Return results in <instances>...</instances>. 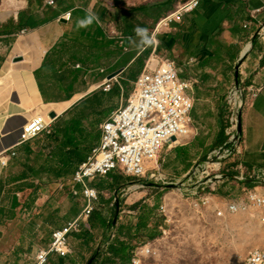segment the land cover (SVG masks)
Masks as SVG:
<instances>
[{
    "label": "crops",
    "instance_id": "crops-1",
    "mask_svg": "<svg viewBox=\"0 0 264 264\" xmlns=\"http://www.w3.org/2000/svg\"><path fill=\"white\" fill-rule=\"evenodd\" d=\"M50 1L0 0V158L17 153L9 167L0 163V264H36L54 231L80 216L86 206L81 185L72 186V192L75 188L84 198L81 210L67 209L66 220L58 225L55 198L38 196V191L43 184L55 187L74 177L100 144L99 126L127 104L151 57L173 61L181 79L193 82L188 92L194 103L191 135L166 147L164 157L161 152V176L169 183L184 182L185 193L197 190V200H208L205 205H247L238 216L260 220L264 210L250 204L248 193L264 194V182L251 178L264 177V41L258 36L264 25V0H199L194 12L160 29L162 20L191 0ZM238 67L241 89L257 91L245 99L238 152L222 162L221 181L199 178L193 188L187 178L197 162H207L213 151L229 143L227 106ZM106 83L109 91L102 89ZM84 110V126L96 125L98 130L89 155L78 163L71 164L67 150L58 152L54 136L42 135L44 139L18 146L24 127L36 116L58 114L56 133L60 124ZM143 180L113 171L88 181L87 187L99 198L96 209L84 229L70 235L73 252L52 253L47 264H87L95 254L92 264H108V259L122 264L110 255L109 247L132 243L143 217L130 224L132 218H123L119 211L113 225L116 213L113 219L109 212L120 192L144 185ZM259 247L264 242L250 248Z\"/></svg>",
    "mask_w": 264,
    "mask_h": 264
},
{
    "label": "built area",
    "instance_id": "built-area-1",
    "mask_svg": "<svg viewBox=\"0 0 264 264\" xmlns=\"http://www.w3.org/2000/svg\"><path fill=\"white\" fill-rule=\"evenodd\" d=\"M50 3L53 4L54 0H51ZM198 6L199 0H191L183 4L174 13L162 20L158 29L168 27L177 16L192 13ZM66 16L70 18L71 13ZM258 36L260 40L264 41V25ZM192 87V81L181 79L180 71L173 61L157 57H151L148 60L144 72L135 83L134 92L129 97L127 104L111 114L99 126L101 133L99 146L92 150L86 162L79 167L73 177V184L83 187L82 194L86 202L84 210L76 220L69 222L62 229L54 231L49 247L42 249L37 255L36 264H47L52 253L66 256L73 252L70 235L84 229L88 218L96 209L94 202L98 200L97 192L87 187L88 181L96 177H105L113 171L123 169L126 176L137 180L148 179L163 185L172 184L166 182L161 176L158 158L166 147L181 143L191 135L190 116L194 103L188 92ZM102 89L109 91L110 84H104ZM234 91L241 92L242 89L234 88L230 92L228 98L230 106H232L231 94ZM248 91L254 92V95L257 93L253 88L248 89ZM237 120L235 118V121H232L236 123ZM54 122L55 120L51 117L49 121L44 115L36 116L24 127L18 146L29 143L42 135L52 134ZM173 138H176L177 141L173 142ZM236 144L233 146V151L227 155H232L236 149H239V146L235 147ZM16 156L17 153L12 152L11 156L1 157V165L9 167L10 158ZM213 158L211 157L212 160H216L213 163L219 164L220 169L222 161L220 159L222 158L219 159L215 155ZM151 162H155L154 168L150 166ZM206 174L210 177L209 173ZM221 178L223 179L222 175L216 176L218 180ZM251 178L264 182V177L251 176ZM187 181H192V177L189 176ZM182 186H185V183ZM138 187L142 188L144 185L133 186L129 191ZM73 193L79 195L75 188H73ZM198 194L197 190L187 189L186 195L188 196L197 197ZM248 200L252 206L264 210V194L251 191L248 193ZM208 203V200L204 201V204ZM161 209L167 216L165 208L162 207ZM247 209V205L232 204L229 206V211L232 214ZM151 253L152 248L149 243L137 245L133 250L131 264H143V258ZM238 264H264V247L256 248Z\"/></svg>",
    "mask_w": 264,
    "mask_h": 264
},
{
    "label": "rangeland",
    "instance_id": "rangeland-1",
    "mask_svg": "<svg viewBox=\"0 0 264 264\" xmlns=\"http://www.w3.org/2000/svg\"><path fill=\"white\" fill-rule=\"evenodd\" d=\"M240 93L242 105L238 107L234 99L232 106L229 105V102L227 106V132H229V143L231 144L233 142L230 140L238 131V120L236 123L233 121L235 118L238 119L239 112H242L245 107V99L252 92L242 89ZM55 126L56 122L53 124L54 129ZM97 127L96 125L91 126V124L85 126L87 130H92V128L98 130ZM42 138L45 137L42 136ZM167 149L165 148V150ZM165 150L162 152V157H164ZM218 150L212 152V158ZM237 152L236 149L232 155H225L221 157L222 159L219 157L222 160L221 163L230 160ZM215 161L208 158L205 163L202 162V159L197 162L190 174L192 177V184H190L193 188L196 187L199 178H202L203 181L216 180L223 163L220 169H216L210 166L217 164L213 163ZM151 163L150 166L154 168L155 162ZM74 169L75 167L70 172L73 173ZM117 171L124 174L123 169ZM72 173H70L71 176ZM206 173H209L210 177ZM219 175L223 174L219 172ZM221 180L217 179L216 181ZM141 183L144 184L143 188L133 189L130 192L122 191L117 198L120 204L119 211L124 212L123 215L121 213L123 218H132L129 221L130 224H137L142 217H145L147 222L149 221L146 229L143 227L131 235L133 244L149 243L152 248V253L143 258V264H238L252 252L253 249L250 248L252 245L264 242L263 213L259 214L260 220L257 222L251 219L249 221L240 218L239 213L231 214L228 210L229 207L223 208L213 203L205 205L202 200L186 195V188H182V186L163 190L160 186L163 184L154 181L145 179ZM54 185L55 187H49L48 184H43V190L38 191L37 195L55 198L56 212L58 213L56 225H58L63 224L66 220L67 209L70 210V213L81 210L84 198L82 195H75L72 192L73 176ZM161 206L165 208L167 216L162 212ZM115 211L116 207L114 206L111 213L109 212L110 218L114 217ZM252 212L250 214L255 216L256 214Z\"/></svg>",
    "mask_w": 264,
    "mask_h": 264
},
{
    "label": "trees",
    "instance_id": "trees-1",
    "mask_svg": "<svg viewBox=\"0 0 264 264\" xmlns=\"http://www.w3.org/2000/svg\"><path fill=\"white\" fill-rule=\"evenodd\" d=\"M72 118L73 119L70 121L60 124L61 126L57 127L56 133L54 131L47 137L54 136L53 138L56 143H58V152H62L63 149L67 150L70 154V159L72 160L71 164L74 165L81 161L84 158V154L89 151L95 139L96 129L92 128V130H87L85 128L83 120L86 119V110L73 114ZM83 142H85V146H81ZM143 226L147 227L145 217L141 219L139 229L141 230ZM151 236H153V234H151ZM141 243H112L109 247V252L112 257H119L122 264H129L128 262L132 254V250ZM108 264H114V260L108 259Z\"/></svg>",
    "mask_w": 264,
    "mask_h": 264
},
{
    "label": "water",
    "instance_id": "water-1",
    "mask_svg": "<svg viewBox=\"0 0 264 264\" xmlns=\"http://www.w3.org/2000/svg\"><path fill=\"white\" fill-rule=\"evenodd\" d=\"M19 59H17V61H18ZM237 73H236V80H237V82H236V89H241V87H240V73H239V67L237 68V71H236ZM116 74H113L110 78H112V77H114ZM51 117L53 118V119H57L59 116H58V114H56V113H52L51 114ZM242 112H239V115H238V131H237V133L233 136V139L232 140H230L231 142L234 140V139H236V138H238V140L240 139V135H241V133H242V123H241V121H242ZM172 141L173 142H176L177 140H176V138H173L172 139ZM231 145V143H228L225 147H223V148H221L220 150H218L219 151V153H224V150H226V148H228L229 146ZM235 147H238V144H236V146ZM183 185V183L182 182H180V183H172V184H169V185H163V186H161L162 188H169V189H175V188H178V187H180V186H182ZM116 208H117V210H116V216H115V219H114V222H113V225H116L117 224V220H118V215H119V210H120V204H119V200L117 199L116 200ZM95 257H96V255H93L91 258H90V260L88 261V263L87 264H92L93 263V261L95 260Z\"/></svg>",
    "mask_w": 264,
    "mask_h": 264
},
{
    "label": "bare ground",
    "instance_id": "bare-ground-1",
    "mask_svg": "<svg viewBox=\"0 0 264 264\" xmlns=\"http://www.w3.org/2000/svg\"><path fill=\"white\" fill-rule=\"evenodd\" d=\"M6 73L5 72H3V75H5ZM233 96H234V99H235V101H236V103H237V105H238V107H240L241 105H242V99H241V93H240V91H234V93H233ZM238 109V108H237ZM40 115H44V116H46L47 117V119L50 121V117H49V115H45V114H40ZM237 141H238V138H236V139H234V141H233V143L228 147V148H226V151L224 152V153H219V152H216L215 153V156L216 157H223L224 155H226V154H229L231 151H233V146H234V144L235 143H237ZM150 164H152V163H150ZM205 173V172H204ZM203 175V174H202ZM192 184V183H191Z\"/></svg>",
    "mask_w": 264,
    "mask_h": 264
},
{
    "label": "clouds",
    "instance_id": "clouds-1",
    "mask_svg": "<svg viewBox=\"0 0 264 264\" xmlns=\"http://www.w3.org/2000/svg\"><path fill=\"white\" fill-rule=\"evenodd\" d=\"M138 31H143V30H138Z\"/></svg>",
    "mask_w": 264,
    "mask_h": 264
}]
</instances>
